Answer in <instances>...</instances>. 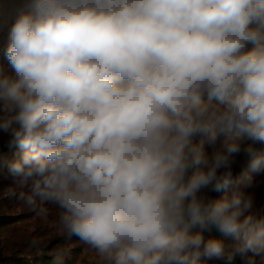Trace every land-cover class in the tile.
Here are the masks:
<instances>
[{"label":"clouds","instance_id":"obj_1","mask_svg":"<svg viewBox=\"0 0 264 264\" xmlns=\"http://www.w3.org/2000/svg\"><path fill=\"white\" fill-rule=\"evenodd\" d=\"M0 60V199L93 264H264V0H0Z\"/></svg>","mask_w":264,"mask_h":264},{"label":"trees","instance_id":"obj_2","mask_svg":"<svg viewBox=\"0 0 264 264\" xmlns=\"http://www.w3.org/2000/svg\"><path fill=\"white\" fill-rule=\"evenodd\" d=\"M0 62L5 63L3 60ZM15 151L9 149L7 145L0 147V153L9 157L13 156ZM11 183V177H0V189ZM228 190L230 193L232 189ZM215 194L217 193L209 195L215 197ZM224 194L221 192L217 198ZM12 207V201L0 199V264H57L58 261H63V264H93L94 254L85 245L75 239L67 240L57 233L54 227L55 209L49 208L47 217H38L22 207L21 210L17 209L19 206ZM13 209L16 212L11 213ZM261 215H264V211ZM196 231L201 229L197 228ZM203 235L205 239L222 240L228 251L235 243L233 238L224 236L215 228L203 230ZM33 238H39L41 243L38 246H31L30 242ZM200 260L201 264H227L224 259H208L204 256H201ZM231 264H245V262L237 255Z\"/></svg>","mask_w":264,"mask_h":264},{"label":"rangeland","instance_id":"obj_3","mask_svg":"<svg viewBox=\"0 0 264 264\" xmlns=\"http://www.w3.org/2000/svg\"><path fill=\"white\" fill-rule=\"evenodd\" d=\"M4 64L6 65V61ZM6 140L7 137L0 138V147L2 145H7ZM245 168H246V162L243 159V157L238 158L237 163L233 166V178L234 179L237 178V176H239L244 171ZM245 191L248 195H250L253 198L255 211L257 212L258 215H261L264 211V173L254 174L252 185L249 188L245 189ZM220 195L221 193H217L215 194V197H213L212 195H210V197L216 199L217 196ZM12 205L13 207L18 206L15 202L14 204L12 202ZM17 209H20V206L17 207ZM13 212H16V210L15 209L11 210V213Z\"/></svg>","mask_w":264,"mask_h":264}]
</instances>
